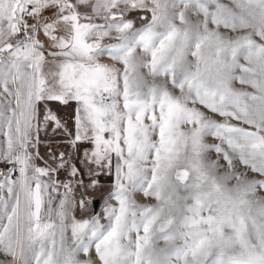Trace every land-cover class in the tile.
Here are the masks:
<instances>
[{"label":"snow or ice","instance_id":"obj_1","mask_svg":"<svg viewBox=\"0 0 264 264\" xmlns=\"http://www.w3.org/2000/svg\"><path fill=\"white\" fill-rule=\"evenodd\" d=\"M0 137V264H264V0H0Z\"/></svg>","mask_w":264,"mask_h":264},{"label":"rangeland","instance_id":"obj_2","mask_svg":"<svg viewBox=\"0 0 264 264\" xmlns=\"http://www.w3.org/2000/svg\"><path fill=\"white\" fill-rule=\"evenodd\" d=\"M224 3H228L229 0H222ZM133 16H138L140 15L139 13H133ZM195 19V17H193ZM137 26H139V21H137ZM231 34V33H230ZM113 36H115V33H113ZM43 39V37H41ZM111 61L107 56L103 58L104 63H108ZM243 63V61H241ZM111 63H114L111 61ZM145 72L147 71L146 69L144 70ZM234 87L239 90H245V91H254L250 86L248 85H241L238 81L234 83ZM50 106L53 108L54 111L57 112V114L61 117L62 121L66 123L67 128L69 131L75 134V109H76V103L75 102H70L68 105H61L59 103H52ZM215 119H217L220 122H223V118L219 116H215ZM148 121H146L147 123ZM232 123H237V121H232ZM2 139V137H0ZM40 139L41 143L39 145V152L40 155L44 158V160H48V154L49 150H51L53 153H59V152H65V153H70L72 149L68 145L67 141L69 140V137L64 135L62 131H59L57 133L52 132V125H49V129L47 133L41 132L40 134ZM207 142L209 143H218L214 137H208L206 138ZM93 145L88 142V141H82L78 145V151L76 153V156L73 159V162L76 164L78 168H83V164L81 163V160L83 159L82 153L85 149L91 150ZM211 158L215 159L216 156L215 154H211ZM37 165L39 166H44V161L43 160H36ZM94 167V166H93ZM241 172L246 171L245 168L242 166L239 169ZM86 171V170H84ZM247 175L249 179L252 178H259L258 174L253 173L251 171H247ZM58 178L60 180H65L66 179V173L61 172L58 174ZM96 179L98 181L97 187L95 189H89L88 194L92 197V199H99V206L98 210L96 213H99L102 210V206L105 201V197L108 195L109 192L112 191L113 189V184L115 180L114 172L112 175H109L106 170H101L98 175L94 177H89L87 175L84 176L85 183L87 184L90 179ZM234 183V182H233ZM77 196H79V190L77 191ZM258 197H264V191H258L257 193ZM136 200L139 204L141 205H147V206H156L159 201H157L154 197L149 198L145 197L142 193H137L136 194ZM58 199V198H57ZM109 203L115 204L116 201L112 200L109 201ZM53 207H55V202ZM91 210L95 212L93 208V204L91 206ZM77 218H81L82 213L78 210L76 213ZM165 243L163 240L159 241L158 247H164ZM5 259L2 255H0V260Z\"/></svg>","mask_w":264,"mask_h":264},{"label":"water","instance_id":"obj_3","mask_svg":"<svg viewBox=\"0 0 264 264\" xmlns=\"http://www.w3.org/2000/svg\"><path fill=\"white\" fill-rule=\"evenodd\" d=\"M93 201H94L93 208H94L95 212H97L98 206H99V199H94Z\"/></svg>","mask_w":264,"mask_h":264},{"label":"built area","instance_id":"obj_4","mask_svg":"<svg viewBox=\"0 0 264 264\" xmlns=\"http://www.w3.org/2000/svg\"><path fill=\"white\" fill-rule=\"evenodd\" d=\"M7 165L6 164H0V170H3L5 174H7L6 169H7Z\"/></svg>","mask_w":264,"mask_h":264},{"label":"bare ground","instance_id":"obj_5","mask_svg":"<svg viewBox=\"0 0 264 264\" xmlns=\"http://www.w3.org/2000/svg\"><path fill=\"white\" fill-rule=\"evenodd\" d=\"M108 63H111V61H109Z\"/></svg>","mask_w":264,"mask_h":264}]
</instances>
